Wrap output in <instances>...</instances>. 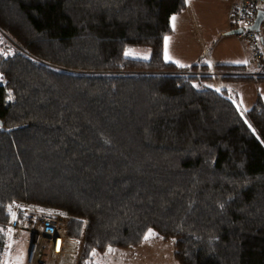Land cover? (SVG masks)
Masks as SVG:
<instances>
[{
  "label": "trees",
  "instance_id": "1",
  "mask_svg": "<svg viewBox=\"0 0 264 264\" xmlns=\"http://www.w3.org/2000/svg\"><path fill=\"white\" fill-rule=\"evenodd\" d=\"M185 7L0 0V264L17 206L67 216L78 264L149 230L178 264H264V103L242 113L207 65L164 58ZM216 68L264 80V65Z\"/></svg>",
  "mask_w": 264,
  "mask_h": 264
},
{
  "label": "rangeland",
  "instance_id": "2",
  "mask_svg": "<svg viewBox=\"0 0 264 264\" xmlns=\"http://www.w3.org/2000/svg\"><path fill=\"white\" fill-rule=\"evenodd\" d=\"M207 4H201L200 9L206 10L207 12V26H208V46L211 47V51L221 57H228L229 53L235 50L237 47H241L245 52L247 51L246 46L241 41L238 44L233 40L231 35L224 34L226 31H229L230 28V0H206ZM228 9V11H227ZM199 13V12H198ZM197 13V14H198ZM228 17V21H227ZM203 23V17L200 16ZM205 23V25H206ZM226 27V29H225ZM225 29V30H224ZM195 45V43H194ZM196 48V47H195ZM197 49V48H196ZM131 51V57L143 58L148 57L149 52L147 48L144 47H133L127 50ZM200 57V55H198ZM201 61L204 62L203 57L197 63L201 64ZM246 71L252 70L255 71L256 67L244 66ZM207 73V72H205ZM221 75V74H220ZM219 75V76H220ZM1 79V77H0ZM239 83V84H238ZM255 84H249V82H236L229 81L224 85V88L228 92V95L232 96L236 102V106L240 112L244 113L248 110L251 105L256 101L258 97L262 95L264 103V86L258 87L254 86ZM261 94V95H260ZM238 98V101L235 100ZM261 100V99H260ZM24 210L27 212L26 219L21 220L20 215H18L19 210ZM15 216H17L22 223V225L29 226L30 215H56L61 216L62 218L67 217L64 214L59 212L38 209V208H29V207H16L13 209ZM29 231V230H27ZM152 231V230H151ZM8 242L14 241L15 237L18 239L17 234L11 236L7 231ZM32 233V231H30ZM153 232V231H152ZM148 233V232H147ZM154 233V232H153ZM70 238V237H69ZM32 239V235L28 232H24L20 240L14 242L12 247L11 256L16 258L15 261H25L27 259V246ZM74 239V238H70ZM77 243V253L75 255L76 262L78 264L82 248H83V237L75 238ZM74 240L71 241L72 245ZM111 249V251H109ZM6 251L4 255V264H12L5 261ZM95 264H178L174 257V239L173 238H163L161 236H154L150 240H143L139 245L129 246V247H110L105 253L98 255Z\"/></svg>",
  "mask_w": 264,
  "mask_h": 264
},
{
  "label": "crops",
  "instance_id": "3",
  "mask_svg": "<svg viewBox=\"0 0 264 264\" xmlns=\"http://www.w3.org/2000/svg\"><path fill=\"white\" fill-rule=\"evenodd\" d=\"M230 1L232 3L230 4L229 8H231V6L234 3H237L239 0H230ZM201 4H207L206 0H186V7L184 8V10L171 16L170 24L172 27V31L171 33H169L164 37L163 55L167 61H171L178 66H188L197 63L198 61H200L201 57H203L204 62L201 61V64L207 65L208 73L212 75L214 74V77L212 78L211 81V85L216 90L221 91L225 89L224 85L227 84V82H229L230 80H223L219 76L220 73L217 71L216 68L217 65L221 64V65L245 66L248 57V52L247 51L245 52L240 46L237 47L235 50H233L231 53H229L228 57L218 56L211 51V47L208 46L209 37L207 36L208 26L206 23L208 11L206 10L202 11L200 9ZM200 16L203 17L204 20L203 23L201 21ZM173 17H175L174 22L172 19ZM227 21H228V17H227ZM230 30H232L231 27L229 28V31ZM227 32L228 31H226L224 34L231 35L233 37V40L237 44L239 41H241L237 34H228ZM165 38H167V41ZM166 50H167V57H170V59L166 58ZM198 55H200V57ZM231 81L249 82V84H255L254 86H258V87L264 86V80H260V81L231 80ZM230 97L236 105V102L234 101L233 97L232 96ZM258 98L261 99V101H263L262 95ZM235 100L238 101V98ZM24 232H28L32 235V239L29 242V245L27 246L28 247L27 256H28L29 248L31 246V243L34 241L35 236L30 231H27V229L23 228L17 232L18 239H16L15 237L13 243L12 241L11 243L9 241L7 244V253L5 256L6 263L10 262L12 264H26L27 259L25 261L19 262V261H15L16 258H13L11 256V251L14 242L20 240ZM40 242L43 245L42 256H41L42 262H44L47 256L50 257L49 259L51 260V262L49 261L50 264H74L76 262V258H75L76 254H73L72 252L74 249V245H72L71 241H67L65 243V247L62 255H53V254L48 255L49 248L47 244L42 239H40Z\"/></svg>",
  "mask_w": 264,
  "mask_h": 264
},
{
  "label": "built area",
  "instance_id": "4",
  "mask_svg": "<svg viewBox=\"0 0 264 264\" xmlns=\"http://www.w3.org/2000/svg\"><path fill=\"white\" fill-rule=\"evenodd\" d=\"M259 11H263V16L256 29L249 26L254 23ZM231 29H241L237 33L238 37L247 48V66L259 67L264 65V0H239L230 8ZM67 217L62 218L56 215H30L29 226L22 225L19 218L12 210L10 220L6 225L11 236L25 228L32 231L35 238L29 248L26 264H50V257L41 261L43 245L40 239L47 244L49 254L62 255L65 243L73 241V254L77 253L76 239H70L66 234Z\"/></svg>",
  "mask_w": 264,
  "mask_h": 264
},
{
  "label": "water",
  "instance_id": "5",
  "mask_svg": "<svg viewBox=\"0 0 264 264\" xmlns=\"http://www.w3.org/2000/svg\"><path fill=\"white\" fill-rule=\"evenodd\" d=\"M262 16H263V11H259L256 20L254 21L253 24H251V25L249 26V28H251V29H256V28L258 27V23H259L260 19L262 18ZM240 31H241V29H232V30L228 31L227 33H228V34H237V33H239Z\"/></svg>",
  "mask_w": 264,
  "mask_h": 264
},
{
  "label": "snow or ice",
  "instance_id": "6",
  "mask_svg": "<svg viewBox=\"0 0 264 264\" xmlns=\"http://www.w3.org/2000/svg\"><path fill=\"white\" fill-rule=\"evenodd\" d=\"M172 19H173V22H174V21H175V17H173ZM165 39H166V41H167V38H165ZM131 54H132L131 51L125 53V55H131ZM146 58H147V57H145V59H146ZM166 58H169V59H170V57H167V50H166ZM155 235H156L155 233H153L151 230H149L148 233L145 234V236H144V240H145V241H148V240H150L152 237H154ZM109 251H111V249H109Z\"/></svg>",
  "mask_w": 264,
  "mask_h": 264
}]
</instances>
